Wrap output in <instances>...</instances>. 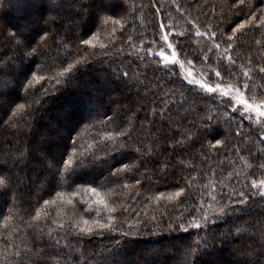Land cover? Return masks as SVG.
<instances>
[{"label": "trees", "instance_id": "16d2710c", "mask_svg": "<svg viewBox=\"0 0 264 264\" xmlns=\"http://www.w3.org/2000/svg\"><path fill=\"white\" fill-rule=\"evenodd\" d=\"M68 2L69 0H0V53L5 56L14 54L7 39L10 31L29 28L31 31L27 35H34L40 28H52V25H45L44 20L55 14L51 11L53 5L57 6L56 11L63 17L58 18L59 36L56 38L66 44L61 50L60 59L64 60L62 66L57 59L47 55L39 56L35 64L27 65L37 76L27 92L21 86L22 76L17 75L13 79L11 74L0 75V90L9 101L15 102L11 108L7 105L0 106V168L5 172H11L15 176L18 171V166H14L11 160L4 163L5 154L14 147L24 150L29 139L32 146L41 148L63 167L64 160L75 164L81 153L96 151L100 147L96 141L105 132H115L116 123H126L139 107L136 103H129V100L137 99L134 82L138 73H143L147 67L150 79L163 75L160 72L153 75L160 57L149 56L144 51L145 47H151L157 53L162 47L163 42L159 40L161 23L166 27L171 25L168 29L170 32L186 33L182 39L173 36L171 42L176 44L180 39V46L184 49L180 56L182 59H196L195 72H208V64L199 62V57L213 43L208 39L209 28L215 31V42L220 44V50L209 53L212 59L208 63L226 66V56L230 54L236 60L233 71L240 73L242 80L245 79L243 71H249L250 83L258 86L255 90L257 102L264 98V74L259 71L264 66V25L259 23V17L264 16V11H258L264 9V0H251L253 7L251 10L245 7L243 14H237L231 8L234 0H114L113 9L107 12L103 9L109 0H81L82 4L91 5L92 15L70 18V10L67 7L61 10L59 7L66 6ZM97 12L100 14L99 19L95 16ZM252 13L256 15L252 17L251 23L239 30L236 39L232 41L234 50L224 54L227 37L232 34L231 29L246 21ZM109 16L112 20H121L123 28L113 25L112 20L104 23V19ZM189 20L192 21L191 24L188 23ZM114 27L117 29L115 40L111 35ZM196 27L205 35L197 37ZM92 33L96 35L91 40V45H81L80 39H88ZM129 36L133 42L131 45L125 43ZM141 40L145 42L143 45ZM153 40L157 43H148ZM113 42L115 48L112 47ZM49 45L43 51L54 53L55 44L50 40ZM102 45L105 47H101ZM77 48L80 49L79 55L76 54ZM119 48L124 49L123 55L117 53L116 49ZM128 53L132 55L129 56ZM222 54L225 59L218 60ZM84 56L88 57L87 64L77 65L70 73L58 75L69 63H75ZM140 57H144L145 63L138 68ZM117 70H120L121 79L122 71H129L128 80L133 82L130 90L116 80ZM176 70L179 71L178 66ZM40 77L43 79H39ZM57 79L61 83L57 84ZM213 80H216L214 74ZM187 87L191 86H186V92ZM140 91L143 92V89ZM187 95L189 102L193 99L198 101L197 110L188 116V120L192 121L193 132L196 131L199 116L206 115V105H210L220 120L216 131L220 133L219 138L226 139V147L222 146L215 153L205 148L202 153V141L196 140L194 147L178 149L176 153H172L170 149L164 151L167 146L161 144L159 155L135 161L141 165L138 171H122L117 177L111 175L113 169L108 165L122 168L120 162L128 164L129 160L119 153H111L106 158L108 163L81 172L71 187L56 186V181L52 179L54 170L48 171L46 161H31L28 165L30 180L26 183H13V191L18 199L14 202L10 194L0 195V264H45V259L46 264H84L85 260L87 264H104V259L111 258L110 254L114 250L118 252L116 259L127 260L128 264H137V261L142 262L145 258L154 260L155 264H184V245L196 247L199 238L211 233H215L212 247L198 250L192 257L196 264H240L243 260L241 253L247 252L249 245L256 248L264 245V237L261 236L264 233V199L259 195L250 198L246 206L247 212L237 213L227 222L216 221L206 229H190L187 233L166 230L167 225L178 218L183 217L185 222L191 220L188 213L194 204H202L205 209L212 211L217 206L211 200L212 195L219 197L221 191L231 193L233 187L239 190L244 185H247L250 192L253 181L264 179V168L260 167L264 163V142L261 140L264 127H259L250 120H242L240 113H232L230 107L227 109L229 118L225 119L226 109L219 105L218 100L202 101L195 95V91ZM246 96L251 99V93ZM152 99L155 97H148L143 101L147 111L151 110ZM36 100L40 103H35ZM16 103L31 104L32 108L27 114L13 117L12 108ZM129 107L132 112L128 111ZM145 114V111L137 114L139 119L134 120L133 138L134 141L147 145L152 140L155 128L148 130L150 126L144 121ZM107 117H112L115 123L106 127L99 124L100 120H106ZM141 123L145 124L144 131L140 130ZM28 125L32 126L31 134L28 132ZM159 126L157 116L156 127ZM237 129L241 132L239 136L236 135ZM72 138H76V154L71 150ZM110 145L111 142L109 147ZM136 146L139 145L133 143V147ZM97 155L105 158L103 152L98 151ZM132 155L135 157L136 154ZM112 156L115 158L112 159ZM20 175L23 176V172ZM45 177H48L47 182L41 184ZM190 177L196 179L191 180ZM137 179L141 181L139 185L135 182ZM92 180L95 183L90 184ZM125 184L127 187H124ZM213 184L216 185L215 192L212 191ZM177 185L186 188L182 203L177 202L181 198L169 199L178 190ZM205 185L209 187L205 188ZM89 187L97 188L98 195L90 192ZM58 192L62 196H57ZM44 200H49L50 203L46 205ZM69 200L72 201L71 204L68 203ZM99 200H103L104 204L98 203ZM225 202L227 196L221 201ZM13 203L15 207H12ZM105 205L117 209L112 215L118 231L86 237L85 242L78 245L71 234L75 231L71 225L83 226L84 220L106 218L108 212ZM125 208L128 209L127 212L123 211ZM37 210L40 211L39 219H35ZM153 217L155 222L145 224L152 221ZM61 224L64 225L63 229L59 227ZM237 225H243L245 231L237 233ZM49 229L52 230L53 237L62 238L68 232V240L61 239L59 248L49 247ZM228 229H231V233H228ZM119 230L129 234L121 236ZM116 241H120L119 245ZM68 246L79 250L69 256ZM153 250H160L159 255L150 256L149 253ZM81 253L84 255L81 256ZM40 254L49 255L41 259Z\"/></svg>", "mask_w": 264, "mask_h": 264}, {"label": "snow or ice", "instance_id": "6c2138e0", "mask_svg": "<svg viewBox=\"0 0 264 264\" xmlns=\"http://www.w3.org/2000/svg\"><path fill=\"white\" fill-rule=\"evenodd\" d=\"M113 6L114 0H109V2L105 4L103 11H111ZM230 6L232 9L236 10L237 14H243V9L245 7L249 10L253 7L251 0H234ZM56 7L57 6L53 5L51 8V11L55 14L44 20V24L52 25V28H40L34 35H27V33L31 31L29 28L10 31L7 39L14 50V54L11 56H5L0 53V75L11 74L13 79H15L17 75L22 76L23 81H26V83L21 81V86L25 92H27V90L33 86L34 81L37 80L36 73L32 71L31 67L27 66L28 64H35L37 57L47 55L50 58L54 57L57 59L61 66L64 63V60L60 59V57L61 50L66 47V44L63 40H57L56 38L59 36V32L57 31L58 18L63 19V17H61L60 13L56 11ZM59 7H61V10H63L64 7H67V9L70 10L69 18L71 16H84L85 14L92 15L90 11L91 5L82 4L81 0H69L66 6ZM177 10L179 11V5H177ZM258 11H264V9H258ZM255 15V13H252L246 21L237 24L231 29L232 34L227 37V48L224 49V54H228L229 50H234V44L232 41L236 39L239 30L243 29L247 23H251L252 17H255ZM95 16L99 19V12L95 13ZM124 19H126V17ZM108 20H112V17L109 16L105 18L104 23H107ZM112 23L113 25H120L121 28H123L121 20H112ZM188 23L191 24L192 21L189 20ZM259 23L264 25V16L259 17ZM159 27V40L167 46V49L171 50V54L170 56L165 55L164 50H161L158 53L153 52L151 47L144 48L147 55L160 57L158 66L155 68L153 75L155 76L156 72L163 73V75L156 77V79H150L147 76V67L143 73H138L137 80L134 82L136 87L135 95L137 99L135 101L129 100V103H136L139 107L136 108L135 113L128 118L127 122L124 123L121 121L120 123H116L117 131L115 132H105L100 137V140L96 141V144L100 145L96 151L81 153L75 164H70L69 160H64L63 167H61L59 162L54 158L49 157L46 153H44L41 148L38 146H32L30 139L28 140L24 150H21L19 147H14L5 154L6 160L4 163H6L7 160H11L14 166H18V171L14 176L11 172H5L3 168H0V195L10 194L14 202L18 199V196L13 191V183L14 181L17 183H26L30 180L28 165L33 160H38L40 162L46 161V168L48 171L52 172L54 170L52 179L56 181L57 187L61 185L71 187L72 184L76 183L81 172H86L90 169L103 166L108 163L106 158L111 156V153H119L123 155L125 159L129 160L128 164H123V161L120 162L123 165L122 168H116L115 165L112 164L108 165L110 169H113L111 171V175L113 177L119 176L122 171H138L141 165L135 161H140L142 157L147 159L159 155L161 144H165L167 146L164 148V151L170 149L172 153H176L178 149L187 150L189 147H194L196 140H201L202 143L200 151L202 153L205 151V148H207L208 151L215 153L222 146L226 147L227 144L226 139L219 138L220 133L216 131V128L220 124V120L217 119L215 112L211 109V106L206 105L207 114L199 116L196 124V131L193 132L191 128L192 121L188 120V116L197 110L198 101L193 99L189 102L187 93L194 91L195 95L202 101L218 100L219 105L226 109L224 112L225 119L229 118L227 109L230 107L232 113H240V118L242 120H251L252 114L254 113L257 122L264 124V98H261L257 102V93L255 90L258 86L250 83V72L247 70L243 71L242 75L245 79L242 80L240 73L233 71V68L236 65V60L230 54L226 56V66L222 67L219 63L213 66L208 63L212 59L209 53H212L213 50L217 52L220 50V44L215 42L217 38V33L215 31H211L209 28L208 31L210 32V35H208V39L213 43L211 47L208 48V51L199 57V62L202 64H208V72H195L194 69L197 62L196 59H182L180 54L184 52V49L180 46V39L177 40L176 44L171 42V38L173 36L182 39L185 37L186 33L183 31H168V29L172 27L171 25L166 27L161 23ZM116 31L117 29L114 27L111 33L114 40L116 37ZM89 32H91V29H89ZM95 35L96 33H92L88 39L81 38L80 44L91 45V40L95 37ZM195 35L200 37L204 36L205 33L201 32L199 27H196ZM50 40L55 44L56 50L54 53H46L43 51L44 49L50 47ZM125 43L131 45L133 43L132 38L129 36ZM144 43L145 42L141 40V44L143 45ZM148 43L156 44L157 41L153 40ZM257 43H260V41H257ZM101 47L105 46L102 45ZM112 47L115 48L114 42ZM116 51L120 55H123L124 53L123 48L116 49ZM137 51H139V49H137ZM79 52L80 49L77 48L76 54L79 55ZM224 54H222L218 60L225 59ZM69 55H71V53H69ZM128 55L131 56L132 53H128ZM87 63V56L80 57L75 63H69L68 67L64 68L63 72L58 75L68 74L71 70L76 68L77 65ZM144 63V57H140L137 65L138 68L139 65H143ZM177 66L179 71L176 70ZM186 66L188 69L187 71H185ZM259 71L264 74V66H261ZM213 74L216 80H213ZM122 76L123 79H121L120 70H117V75L115 77L116 80L123 83L125 88L130 90L133 87V82L128 80L129 71L123 70ZM165 77H167L166 80L164 79ZM39 79H43V77H40ZM225 80L228 82L225 83ZM145 81H147V83H145ZM64 82L67 83V80ZM56 83L59 84L61 81L57 79ZM186 86H191L187 87V92L185 90ZM141 89H143V92L140 91ZM201 93L204 95H201ZM247 93H251V99L247 98ZM148 97H155V99L150 101L152 105L150 111H147V106L143 103V101ZM34 102L37 104L40 103L39 100ZM14 103V101H9L4 95V92L0 90V106L7 105L11 108ZM31 108V104L25 105L23 103H16L15 107L12 108V116L16 117L18 115L22 116L27 114L28 110ZM128 111L132 112V109L129 107ZM141 111L146 112L144 121L148 126H150L148 130L151 131V128H155V131L152 132V140H150L147 145H144L143 142L134 141L133 138V132L135 131L134 120L139 119L137 114ZM103 115L107 116L106 113ZM157 116L160 120L159 127H156ZM113 123H115V121L112 117H107L106 120L102 119L99 121V124L105 127L108 124ZM140 130H145L144 123H141ZM28 132L29 134L32 132L31 125H28ZM240 134V129H237L236 135L239 136ZM261 140L264 142V130H262ZM109 142H111L110 147ZM133 143H137L139 146L133 147ZM153 144H155V147H153ZM71 150L73 154H76V138H72ZM98 151L103 152L105 158L97 155ZM133 153L136 154L135 157H133ZM111 158L114 159L115 157L112 156ZM205 158H207V156H205ZM153 162L156 163V161ZM260 167L264 168V163H261ZM164 170L166 171V167ZM21 172H23V176L20 175ZM190 179L195 180L196 177H190ZM47 180L48 177H45L41 180V184L46 183ZM135 182L138 185L141 183L139 179ZM89 183H95V180H92ZM221 184L223 187H226V185H223V182H221ZM124 187H127V185L125 184ZM176 187L178 190L174 194L170 195L169 199L181 198L177 200V202L182 203V197L186 193V188L179 185ZM188 187H191V185ZM207 187L209 186L205 185V188ZM211 187L212 191L215 192L216 185L213 184ZM88 190L98 195L97 188L89 187ZM73 195H75V193ZM256 195H259L261 199H264V181H261L259 185L253 181L250 192L247 185H244L239 190L233 187L231 193L221 191L219 193V197L217 195L211 196V200L217 205L212 211L205 209L202 204H194L188 213L191 220L185 222L183 217L178 218L177 220L171 221L167 225L166 230L169 232L181 231L187 233L190 229H206L210 223L215 224L216 221L227 222L237 213L247 212L246 206L248 205L250 198L255 197ZM57 196H62V194L58 192ZM226 196L227 202L221 203ZM97 202L104 204L103 200H99ZM49 203V200H44V204L47 205ZM68 203L71 204L72 201L69 200ZM15 206V203H13L12 207ZM105 207H107V205H105ZM88 211H91V209ZM123 211L127 212L128 209L125 208ZM107 212L108 215L106 218H95L91 221L84 220L83 226L80 224L71 225V228L75 230L71 234L74 236L78 245H82L85 242L86 237L90 238L93 235L103 236L106 233H115L118 231L113 223L114 216L112 215L117 212V209L107 207ZM193 213H195V215ZM137 215H139V213H137ZM97 216L99 217V213H97ZM39 217L40 211L37 210L35 219H39ZM237 218L239 219L240 217ZM151 222H155V217L152 218V221L145 222V224ZM59 227L63 229L64 225L61 224ZM157 227H159V224H157ZM235 227L237 233L245 231L243 225H237ZM129 228H131V225H129ZM119 231L121 236H127L129 234L127 231ZM228 233H231V229H228ZM68 235L69 233L65 232L62 238L59 236L53 237L52 230L49 229V247L59 248L61 239L67 241ZM261 236L264 237V233H261ZM42 238L43 236L41 234V239ZM214 240L215 233H211L210 235L206 234L204 237L199 238L196 241V247L184 245V264H196V261L192 259V257L197 254L199 249L211 248ZM115 243L119 245L120 241H116ZM68 247L69 252L67 255L69 256H71L74 251L79 250L78 248H73L71 246ZM159 252L160 250H153L149 253V255L157 256L159 255ZM47 255L49 254H40V258L45 259ZM83 255L84 253H81V256ZM116 255H118V252L114 250V252L110 254L111 258L106 257L104 259V264H128L127 260L116 259ZM241 255L243 256V260L240 264H264V245H261L260 248L249 245L248 251L241 253ZM84 264H87V260L84 261ZM137 264H155V262L154 260L145 258L142 262L137 261Z\"/></svg>", "mask_w": 264, "mask_h": 264}, {"label": "rangeland", "instance_id": "374dc122", "mask_svg": "<svg viewBox=\"0 0 264 264\" xmlns=\"http://www.w3.org/2000/svg\"><path fill=\"white\" fill-rule=\"evenodd\" d=\"M161 50H164V52H165V55H169L170 56V54H171V50L170 49H167V46L163 43V45H162V47L160 48V50L158 51L157 50V53L158 52H160ZM188 69H187V66H186V68H185V71H187ZM195 71V70H194ZM249 98V97H248ZM250 99V98H249ZM250 121H252L253 123H255V125H259V127H264V124H261V123H258L257 122V119H256V116H255V114L253 113L252 114V119L250 120ZM261 181H264V179H259V180H256L255 182L259 185V183L261 182Z\"/></svg>", "mask_w": 264, "mask_h": 264}]
</instances>
